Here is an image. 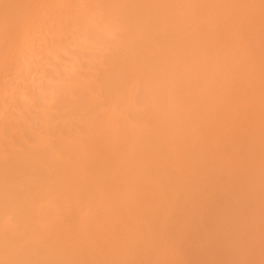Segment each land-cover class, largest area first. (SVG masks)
Here are the masks:
<instances>
[{"label": "bare ground", "instance_id": "6f19581e", "mask_svg": "<svg viewBox=\"0 0 264 264\" xmlns=\"http://www.w3.org/2000/svg\"><path fill=\"white\" fill-rule=\"evenodd\" d=\"M246 131L258 136L263 152L264 0H0V264H35L42 256L47 264H83L91 251L99 263L106 257L102 264H112L104 255L116 248L118 254L130 252L128 243H136L128 242L132 229L141 239L151 235L147 217L169 208L170 214L175 208L193 213L203 198L228 194L227 177L235 169L227 166L233 153L228 145L235 142L228 139L230 134L248 138ZM244 146L245 156L253 157L255 147ZM247 158L232 160L242 164L241 173L245 167L260 171L256 186L250 182L259 197L264 152L253 162ZM232 173L238 187L228 185L227 192L246 187L236 193H248L241 174ZM169 194L175 196L172 207ZM250 203L246 216L254 212ZM263 216L257 214L259 220ZM186 225L181 230L189 231ZM147 240L136 244L145 247ZM165 240L156 247L166 248ZM203 245L198 253L208 263L210 244L208 251Z\"/></svg>", "mask_w": 264, "mask_h": 264}, {"label": "rangeland", "instance_id": "374dc122", "mask_svg": "<svg viewBox=\"0 0 264 264\" xmlns=\"http://www.w3.org/2000/svg\"><path fill=\"white\" fill-rule=\"evenodd\" d=\"M84 61H86V60H84ZM241 115V114H240ZM236 117V116H235ZM234 117V118H235ZM239 116H237V118H238ZM234 118H232V121L234 120ZM235 119V121H237L238 122V119ZM229 132H230V130H229ZM229 132H228V134H229ZM235 133L234 132V130L233 131H231V133ZM246 134V136H248V138L246 137H244V135L243 136H241V135H239V136H241V137H239L238 135L236 136V138L234 137V135L233 134H230L231 136H230V138L228 139V142H230L231 141V139L232 140H234L235 142H233V141H231L230 142V144H231V147L228 145V153L230 152V149H232V152L234 153V151L236 152V150H237V148L239 147H241L240 148V150L238 149L237 150V152H240V153H238L239 155H238V157H239V159L241 158V159H243V158H246V157H248L247 159L249 160V163L250 162H253V160L255 159V160H258L259 158H260V156H261V154L264 152H262V149L260 148V145H259V148H260V150H258V144H257V139H258V136L257 137H255L254 136V133H252V132H250V131H246L245 132ZM240 134V133H239ZM244 134V133H243ZM249 134V135H248ZM252 134H253V136H252ZM250 136V137H249ZM228 137H229V135H228ZM251 141H253V142H251ZM257 141V142H256ZM233 143H234V145H233ZM259 143V142H258ZM246 144V146L248 147L250 144H252V147L254 148L255 147V150H258L259 151V154H260V156L258 155V151H256L255 152V150L253 151V150H251V152L253 151V157H252V155H251V153H250V155H246L245 156V154H247L246 152H245V150H246V147L244 146ZM260 144V143H259ZM238 145V146H237ZM257 145V146H256ZM237 146V148H235ZM233 148L234 149H236V150H233ZM262 148H263V146H262ZM243 151V152H242ZM232 152H230L229 154H231ZM242 152V153H241ZM262 152V153H261ZM233 153H232V158H236L235 160H237V158L238 157H236L237 156V154H234L233 155ZM229 154L227 155V156H229ZM255 154H256V156H255ZM258 155V156H257ZM242 156H243V158H242ZM230 157V156H229ZM229 157H227L228 159H229ZM232 158H230L231 160H228V163L227 164H229V163H231V165H232V167H230L231 165L229 164V165H227L228 167H229V170L230 169H232V168H235L236 169V171H235V169H233V171H234V173H236V177H238V176H240V174H241V177H240V179H243L242 181L248 186L247 188H250L249 190H248V193H249V195L251 194V192H252V195L255 193V189H252L251 190V188H253L254 186H256L255 184H256V182L255 181H258L259 179H255L254 180V178H256V173L257 174H259L258 172H260V171H258L257 169H256V167H255V170H257L258 172H256V173H254V171H251V172H253V174L249 171L250 169L248 168V171H247V169H246V167L244 168V169H242L241 171H243L242 173L238 170V166H240V168H242V164H240V163H238V165H237V163H236V161H235V163H233L234 161L232 160ZM251 158H252V161H250L251 160ZM240 159V160H241ZM245 160V163H246V159H244ZM254 160V161H255ZM229 161H231V162H229ZM248 162V161H247ZM253 164V163H252ZM244 165V164H243ZM244 166H247V165H244ZM258 168V167H257ZM261 167H259V169H260ZM228 169V168H227ZM227 171V173L229 172L230 173V171ZM246 170V171H245ZM262 170V169H261ZM232 171V172H233ZM231 172V174H232V178H233V176H234V174ZM237 172H239V174H237ZM248 172H250L252 175H251V177H250V175H248L249 173ZM262 172V171H261ZM229 173H228V175H229ZM264 173V172H263ZM262 173V175L264 176V174ZM231 174H230V177L228 176L227 177V182L228 183H226L227 185H226V193H228V194H226V195H224V194H222V196L219 194V195H216V194H214L213 195V197L215 196V198H214V200L212 199L213 197H207L208 198V201H206V199L207 198H203V200H201L198 204H200V206L199 205H197L198 206V208L196 207L195 208V210H193V213H192V211H190V212H179V211H181L180 210V208H179V211H178V209L176 210V208L174 209L175 211L174 212H172V214H170V212H171V208H169V212H167V214H166V212H164L163 213V215H162V212H160L161 213V215L160 214H158V212H157V214L156 215H160L159 217H163V218H161V219H163V220H161L158 216H157V219H159V220H161V221H159L158 220V222L156 223L157 224V226H158V223H159V225H160V223L162 222V221H165V223H167L166 225L163 223H161V225L160 226H158V228H157V226H156V224L154 223V222H156L157 221V219L155 218H153V217H155L153 214V216H150V217H152L151 219L153 220H150L147 216L149 215H147V216H145V217H147V219H146V224L148 223V225L150 226V229L151 228H153V229H151L152 231V233H151V235H147L148 237L150 236H152V234H153V237H155L156 239H157V241H156V239L155 238H153L152 239V237H151V239L149 238L148 239V237L146 236V237H144L143 239H141L142 237V234H140V233H138V231L137 232H135L136 230H134V229H132V231H131V234L129 235L130 237H131V239H128V240H130V241H128V242H131V240H133L132 242H142L141 244H143V241H145V239L147 240L146 242H147V244H146V246L144 247V246H142L141 244H139V245H137L136 243H131V245H130V243H128V245H127V247H128V249L129 248H131L129 251L135 256V254L137 253V255H136V259H134V256H128L129 254L131 255V253L130 252H127V250H126V253L128 254V255H126L127 256V258H126V256L125 255H120V254H118L119 253V251L118 252H116L117 251V248H116V251L113 253V255H112V253L110 254V255H108L107 253V255H104L105 254V250L102 252L103 253V255L104 256H113V259L111 260V258L110 257H108V261H112L111 263L112 264H124V262H125V264H131V263H133V264H140V261H141V264H146V262H147V264H159V262H160V264H173L175 261H180V259L183 261V262H185L186 261V264H233V263H235V264H240V262L239 261H241V264H243V262H246V263H244V264H264L263 262H264V229H263V227H259V223H263L264 222V219H263V221H261L260 222V220L262 219V218H264V203H262V199H264L263 197H264V191H262V193H261V195L259 194V197H257L258 196V193H257V195L256 194H254V196L255 197H257V198H259L260 199V196H261V199L260 200H257V198H256V200H255V198H254V196H252V199H251V195L249 196V201L247 200V196L246 195H248V193H246L245 191H247L246 190V187H244V186H246V185H242L244 188H240L241 189V192L243 191V189H245V191L243 192V193H245V195L244 196H246V198H244V196H243V193H240V194H242V196L240 195L239 196V194L237 195V193L240 191V189L238 188V192L236 191L237 190V188L236 187H238L237 186V184L234 182L235 180H236V178L234 177L233 179L231 178ZM249 177H248V176ZM260 176H261V174H259ZM247 176V177H246ZM253 176V177H252ZM230 178V180H228ZM239 178V177H238ZM251 178V179H250ZM235 179V180H234ZM240 179L238 180L239 182H237L238 183V185L240 186ZM231 180H234L233 182H234V184H232L233 182L231 181ZM231 181V182H230ZM248 182V183H247ZM250 182H252L253 183V185H250V184H252V183H250ZM244 183H241V184H244ZM255 183V184H254ZM230 187H234V185H235V188H236V190H235V188H234V190L235 191H233L231 188H230V190L231 191H228L227 192V190H229V186ZM253 186V187H252ZM227 187H228V189H227ZM255 188V187H254ZM250 191V192H249ZM180 192V191H179ZM179 192H178V194L176 195V196H178L177 198H175V200L179 203L180 201L179 200H181L182 198H180V197H182L181 195H179ZM234 192V195L232 194ZM237 192V193H236ZM231 193V194H230ZM181 194H182V191H181ZM229 194H230V196H232L233 198H235L236 200H238V202L237 201H234V199L232 198V197H230L229 196ZM262 194H263V197H262ZM172 195V194H171ZM229 197H228V196ZM235 195H237V198L235 197ZM169 196H170V194L168 195V197H167V199L169 200V202H167V203H170L169 205H170V207H172L171 206V203L172 202H174V197L175 196H170V198H169ZM180 196V197H179ZM242 199V203H240L239 204V202L241 201V199L239 198V197ZM221 197H222V199H221ZM227 199H226V198ZM173 198V199H172ZM211 198V199H210ZM216 198H217V200H216ZM218 198H219V200L220 201H222V202H220V205H219V202H218ZM224 198V199H223ZM230 198V199H229ZM243 198L244 199H246V200H243ZM254 198V199H253ZM178 199V200H177ZM205 199V200H204ZM211 200H212V202H211ZM240 200V201H239ZM254 200V201H253ZM172 201V202H171ZM203 201H205V203H204V205H203V203H201V202H203ZM217 201V202H216ZM224 201V202H223ZM230 201V202H229ZM261 201V202H260ZM264 201V200H263ZM177 202H175V205H176V203ZM207 202L208 203H212V205L213 204H215V206L213 205V207L214 208H212V205L211 204H207ZM228 202V203H227ZM248 202L250 203H252V202H254V204H253V206H251V203H250V206H251V208H252V211H254V212H258V213H256V215H255V213L254 212H251L253 215H254V217H252V214H250L251 216H246L247 214H249V212L250 211H248V208H247V206H249V204H248ZM257 202V204H255ZM259 202H260V204H259ZM217 203H218V205H219V207H216V206H218L217 205ZM225 203V204H224ZM207 204V205H206ZM262 205L261 207L259 206V205ZM168 205V206H169ZM172 205H173V203H172ZM224 205V206H223ZM229 205V206H228ZM232 205V207H230ZM242 205H243V208H242ZM177 206H180V203L177 205ZM206 207H211V209H213V210H217V212H215V211H211V209L209 208H206ZM226 207H227V209H226ZM244 207H246V208H244ZM206 208V210L208 209V210H210V213H207V212H209L208 210L206 211V210H204V209ZM240 209L241 210V208H242V211H245L244 213L242 212V211H238V210H236V209ZM203 211V212H200L201 210ZM244 209V210H243ZM246 209H247V211H248V213L246 212ZM250 209V208H249ZM254 209V210H253ZM258 210H260V211H258ZM261 210H262V213H263V215H261ZM178 211V212H177ZM220 211H222L221 213H219ZM230 213V214H228V212ZM233 211V212H232ZM197 212V213H196ZM201 213V216H199L200 215V213ZM206 212V214H204ZM212 212H213V214H212ZM238 212H240L239 214H238ZM259 212H260V215H259ZM177 213V214H176ZM199 213V214H198ZM215 213V214H214ZM243 213V214H242ZM164 214H165V216H164ZM169 214H170V216H169ZM178 214H179V216H178ZM182 214V215H181ZM184 214V215H183ZM198 214V215H197ZM221 214V215H220ZM257 214H258V216L259 217H261V216H263L262 218H260V220H259V218L257 217ZM151 215V214H150ZM171 215H173V216H171ZM177 215V216H176ZM186 215V217H184ZM188 215H190V216H188ZM195 217H193V216ZM215 215H217V216H215ZM222 215H225V216H227V218L226 217H224L223 219H221L222 218ZM230 215V216H229ZM180 216H182V219H181V217ZM199 216V217H198ZM212 216H213V218H214V220H213V218H212ZM241 216V217H240ZM256 216V217H255ZM168 217V220L167 219H165V218H167ZM171 217V218H170ZM173 217V218H172ZM175 217V218H174ZM179 217V218H178ZM200 217H203V218H200ZM219 219H217V218ZM221 217V218H220ZM229 217V218H228ZM248 217V219H245V220H243L244 218H247ZM249 217H250V219H249ZM178 218V219H177ZM186 218H188V219H186ZM190 218H192V219H190ZM197 218V219H196ZM238 218H240V219H238ZM254 218V219H253ZM257 218H258V225H257V222L256 223H254L255 221H257ZM169 219H171V220H175V221H173V223L174 224H176V223H178V224H176V225H172L171 224V220H169ZM183 219H185V220H183ZM199 219H201V220H199ZM204 219V220H203ZM217 219V220H216ZM252 219H253V223H251L250 225H249V223H250V221L249 220H251V222H252ZM256 219V220H255ZM176 220H177V222H176ZM180 220V221H179ZM187 220V222H185ZM199 222H198V221ZM225 220V221H224ZM227 220V221H226ZM255 220V221H254ZM179 221V222H178ZM182 221V222H181ZM189 221H195L194 223L193 222H190L189 223ZM201 221V222H200ZM203 221V222H202ZM213 221V222H212ZM214 221H216V222H214ZM223 221H224V223H223ZM230 221V222H229ZM238 221V222H237ZM242 221H247V223L246 222H242ZM150 222V223H149ZM152 222V223H151ZM170 222V224H169V226L171 227H168V223ZM181 222V223H180ZM184 222V223H183ZM197 222V223H196ZM234 222H236L235 224H234V226H233V223ZM242 222V223H241ZM249 222V223H248ZM199 223V224H198ZM243 224V225H241V224ZM248 225V227H250V228H248V227H246V229L244 228V226H247L246 224ZM152 225V227H151V225ZM155 224V225H154ZM179 224H181V226L183 227L185 224H189V226L188 225H186V228L188 227V229H189V231H187V229H182L181 230V226L179 225ZM183 224V225H182ZM220 224V225H219ZM237 224V225H236ZM238 224H239V226H238ZM162 225H165L166 227H164V226H162ZM236 225V226H235ZM261 225V224H260ZM143 225L141 224V226L140 227H142ZM172 226H174V228L172 227ZM175 226H177V228L179 229V230H181V231H179L178 229H177V231L178 232H176V230H174V229H176L175 228ZM193 226H195V227H197V228H195V227H193ZM222 226H223V228H222ZM224 226H226V227H224ZM232 228V229H230V227ZM241 226H242V229H241ZM253 226H255V227H253ZM257 226V227H256ZM264 226V225H263ZM138 227V226H137ZM143 227H146L147 228V225H145V221H144V226ZM190 227V228H189ZM233 227H235V229L233 228ZM255 229H253V228ZM133 228H135V227H133ZM164 228H168V229H164ZM193 228V229H192ZM194 228L197 230H194ZM136 229V228H135ZM140 229V228H139ZM138 229V230H139ZM147 229H149V227L147 228ZM158 229H160V230H163L164 229V234L160 231V233L163 235V236H165L164 238L166 239L165 241H166V244H165V247L166 248H162L160 245V247H156L157 246V244H159V242L158 241H161L162 239H163V241L162 242H164V238L163 237H161L162 235L159 233V231L156 233L155 231L156 230H158ZM171 229H173V230H171ZM216 229V230H215ZM240 229L242 230V232L240 231ZM248 229V230H247ZM252 231H251V230ZM257 229V230H256ZM144 230V228L142 229V231ZM195 232H194V231ZM202 231V233H204L205 234V236H203V237H201L202 235H200L201 234V232H199V231ZM222 230H224V231H222ZM226 230H227V232H226ZM228 230L230 231V232H228ZM236 230V231H235ZM250 230V231H249ZM260 230H263V231H260ZM147 231H149V230H147ZM171 231V232H170ZM183 231V232H182ZM193 231V232H192ZM205 231V232H204ZM214 231V232H213ZM248 231V232H247ZM253 231H254V233H253ZM140 232V231H139ZM168 232V233H167ZM170 232V233H169ZM173 232L174 233H176V235L178 234V233H185V235H183V234H178V236L177 237H181L182 239H180L179 241H182L181 243H179V242H177V237H176V235L175 234H173ZM200 233L199 235L197 234V233ZM210 232H212V233H210ZM226 232V234H224ZM235 232H237V233H235ZM243 232H244V234H243ZM253 233V235L251 234V233ZM257 232H258V234H257ZM133 233H135V234H133ZM138 233V234H137ZM146 234L148 233V232H145ZM150 233V232H149ZM155 233H156V236H155ZM167 233V234H166ZM193 233V234H192ZM206 233H207V235H206ZM228 233V234H227ZM247 233V234H246ZM250 234V238H249V234ZM260 233V234H259ZM138 235L137 236V238L139 239L138 241H136L137 240V238L136 239H133V235ZM169 234H170V236H169ZM197 235V237L195 236V235ZM215 234H216V237H215ZM243 234V235H242ZM36 235V234H35ZM128 235V234H127ZM139 235H141V236H139ZM143 235H144V232H143ZM158 235H159V238H157L158 237ZM161 235V236H160ZM184 237H183V236ZM219 235V236H218ZM228 235V236H227ZM230 235H231V237H230ZM234 235V236H233ZM241 235V236H240ZM255 235V236H254ZM263 236V237H259V236ZM145 236V235H144ZM175 236V237H174ZM192 236H194V237H192ZM201 238H199V237ZM211 236V237H210ZM236 236V237H235ZM237 236H239V237H237ZM246 236H248V237H246ZM253 236V237H252ZM127 237V236H126ZM167 237V238H166ZM242 237V238H241ZM244 237H246V238H244ZM255 237V238H254ZM257 237L259 238V239H257ZM161 238V240H159ZM189 238V239H188ZM195 238V239H194ZM215 238V239H214ZM217 238V239H216ZM220 238H223V239H220ZM234 238V239H233ZM235 238H237V240H239L240 239V241H239V243H240V245H243L241 248H240V245H239V243H237L238 241L235 239ZM248 238V239H247ZM252 238H254V239H252ZM126 239V238H125ZM155 239V240H154ZM171 239V240H170ZM184 239V240H183ZM207 239H211V240H207ZM213 239V240H212ZM245 239H247V241L250 243H248L247 241H245ZM250 239V240H249ZM140 240H142V241H140ZM151 240V241H150ZM153 240H154V242H153ZM173 240H176L175 242L173 241ZM186 240H188V241H186ZM207 240V241H206ZM216 240L218 241V243H223L224 245H221V244H218L217 246L215 245V244H217L216 243ZM225 240H227L226 242H225ZM234 240V241H233ZM253 240V241H252ZM255 240V241H254ZM256 240H259V242L258 243H256L257 241ZM156 241V242H155ZM168 241V242H167ZM171 243H170V242ZM172 241H173V244H172ZM192 242V243H190V242ZM208 242L209 241V243H208V245H209V251L206 249L207 248V243L206 242ZM210 241H211V243H210ZM231 241V243H229ZM244 241H245V243H244ZM251 241V242H250ZM151 242V243H150ZM152 242L154 243V244H152ZM158 242V243H157ZM213 242V243H212ZM233 242H235V243H233ZM242 242V243H241ZM254 242V243H253ZM21 243V242H20ZM20 243L18 242V244L17 243H14L16 246L18 245H20ZM150 243V244H149ZM156 243V244H155ZM178 243V244H177ZM188 243V244H187ZM189 243H190V245H189ZM205 243V245L206 246H204L203 244ZM244 243V244H243ZM248 243V244H247ZM14 244L12 245V248H14L13 246H14ZM127 244V243H126ZM151 244L153 245L151 248H150V246H151ZM164 243H162V245H163ZM177 244V245H176ZM203 245L205 248L203 249V250H205L206 249V251H208V254H207V252H206V254H204L205 253V251L203 252L202 251V253L204 254V256L206 255V258H207V260H208V263L206 262V260H205V257L203 258V256L201 255V253H198V252H201V250L199 251V247H200V245ZM227 244V245H226ZM236 244H238V246L236 245ZM253 244V245H252ZM256 246H255V245ZM143 245H145V242H144V244ZM168 245V246H167ZM170 245V246H169ZM180 245V246H179ZM188 245V246H187ZM198 245V247L196 248V246ZM214 245H215V248H214ZM221 245V246H220ZM229 245V246H228ZM247 245V246H246ZM17 246V247H18ZM20 246H22V245H20ZM133 246H135V249L133 250ZM144 247V248H146V247H148V248H150L149 249V251H147L146 252V250H144V248L143 249H138V247ZM193 248V251H191V247ZM193 246H195V247H193ZM212 246V248L210 249V247ZM227 246V247H226ZM231 246V247H230ZM232 246H234V247H232ZM118 247V246H117ZM121 247V250L123 249L122 247H124V246H120ZM126 247V248H127ZM133 247V248H132ZM228 247H230V248H228ZM237 247V248H236ZM251 247V248H250ZM254 247V248H253ZM16 248V247H15ZM19 249L21 248V247H18ZM125 248V247H124ZM125 248V249H126ZM147 248V249H148ZM153 248H155V249H153ZM161 249V250H159V249ZM172 250V252L170 253V249ZM203 247H201V249H202ZM214 248V249H213ZM226 248V249H225ZM228 248V249H227ZM236 249V251H234L235 249ZM238 248H240V249H238ZM248 248H250V251H249V249ZM22 249V248H21ZM20 249V251H22ZM100 249V248H99ZM103 249V248H102ZM243 249V250H242ZM253 249V250H252ZM10 250H12V249H10ZM118 250H120V249H118ZM120 250V251H121ZM124 250V249H123ZM122 250V251H123ZM132 250H133V252H132ZM166 250V251H165ZM196 250H198V251H196ZM223 250H224V252H223ZM226 250H228V252H226ZM230 250V251H229ZM16 251L17 252H19V250H17L16 249ZM102 251V250H101ZM101 251H100V253H101ZM134 251H135V254H134ZM142 251V252H141ZM165 251V252H164ZM196 251V252H195ZM211 251H213V252H211ZM244 253H243V252ZM249 251V252H248ZM83 252H85V251H83ZM167 252V253H166ZM193 252H195V253H193ZM221 252V253H220ZM224 253V255H222L223 253ZM226 252V253H225ZM229 252H231V253H229ZM239 252H240V254H239ZM38 253V252H37ZM37 253L35 254V256L37 255ZM39 253H40V251H39ZM39 253H38V255H37V258H38V256H39ZM93 252L91 251V257H92V254ZM102 253H101V255H102ZM124 254H126L125 253V251L123 252ZM122 253V254H123ZM144 253V254H143ZM164 253V254H163ZM193 253V254H192ZM198 253V254H197ZM213 253V254H212ZM229 253V254H228ZM238 253V254H237ZM242 253H243V256H242ZM249 253V254H248ZM253 255H252V254ZM85 254V253H84ZM83 254V255H84ZM98 254V253H97ZM140 254V255H139ZM148 254V255H147ZM172 254V255H171ZM227 254V255H226ZM231 254L233 255L232 257V259H231ZM86 255H87V252H86ZM86 255H85V257L83 258L82 257V261H83V264H84V262H86L87 261V264H90L89 262L91 261L92 263L91 264H94L95 262H97V263H99L98 261H96L97 259L96 258H91L90 256H89V254L87 255L89 258H86ZM96 255V254H95ZM100 254H99V259L98 260H100L101 259V256ZM119 255L122 257H120L119 258ZM163 255V257H161ZM202 256V258H201V256ZM94 256V255H93ZM140 256V257H139ZM154 256V257H153ZM156 256V257H155ZM170 256V257H169ZM171 256H173V257H171ZM181 257V258H179L178 259V257ZM190 256V257H189ZM196 258H195V257ZM200 256V257H199ZM228 256H230V257H228ZM249 256V257H248ZM40 257H41V254H40ZM95 257V256H94ZM96 257H98V255L96 256ZM124 257H125V259H126V261H127V263H126V261L124 260V262H123V259H124ZM157 257H159V260H158V258ZM171 258L170 260H169V258ZM174 257H176L175 259H174ZM225 257H227V259L225 258ZM42 258H43V256H42ZM41 258V259H42ZM106 258V257H105ZM105 258H103V259H105ZM132 258V262L130 261V259ZM147 258V259H146ZM155 258V259H154ZM162 258V259H161ZM173 258V259H172ZM183 258V259H182ZM187 258H190L189 260L187 259ZM198 258V259H197ZM253 258V259H252ZM36 259V258H35ZM40 258L37 260L38 262H36L35 264H39L41 261H43V259L41 260ZM93 259V260H92ZM103 259H101V263H99V264H102V261H103ZM107 259V258H106ZM110 259V260H109ZM121 259V261H118V260H120ZM128 259H129V262H128ZM141 259V260H140ZM144 259V260H143ZM200 259V260H199ZM202 259H204V260H202ZM241 259H243V260H245V261H242ZM252 259V260H251ZM33 260H34V257H33ZM41 260V261H40ZM85 260V261H84ZM133 260H135L134 262H137V263H134L133 262ZM147 260V261H146ZM157 260H158V263H157ZM171 260H173V261H171ZM197 260V262H199V263H194V261H196ZM199 260V261H198ZM204 261V263L202 262V261ZM228 260H229V262H228ZM251 260V261H250ZM35 261V260H34ZM33 261V262H34ZM46 260H44L43 261V264L44 263H46L47 264V262H45ZM63 261V260H62ZM61 261V262H62ZM105 261H107V260H105ZM144 261V262H143ZM178 261L175 263V264H183V263H181V261L178 263ZM236 261V262H235ZM250 261V262H249ZM55 262V261H54ZM54 262L53 263H51V264H54ZM57 262V261H56ZM56 262H55V264H56ZM94 262V263H93ZM118 262H120V263H118ZM122 262V263H121ZM155 262V263H154ZM173 262V263H172ZM189 262H191V263H189ZM209 262H211V263H209ZM227 262V263H226ZM232 262V263H231ZM238 262V263H237ZM60 263V262H59ZM58 262H57V264H59ZM64 264H69L68 263V261H65V262H63ZM105 263V262H104ZM103 263V264H104ZM109 263V262H108ZM40 264H42V263H40ZM49 264V263H48ZM81 264H82V262H81ZM86 264V263H85ZM96 264V263H95ZM106 264V263H105ZM110 264V263H109ZM185 264V263H184Z\"/></svg>", "mask_w": 264, "mask_h": 264}]
</instances>
